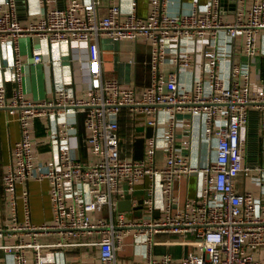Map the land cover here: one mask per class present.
I'll return each mask as SVG.
<instances>
[{
  "label": "built area",
  "instance_id": "1",
  "mask_svg": "<svg viewBox=\"0 0 264 264\" xmlns=\"http://www.w3.org/2000/svg\"><path fill=\"white\" fill-rule=\"evenodd\" d=\"M103 1L70 0L26 22L19 15L18 0L0 3V44L11 45L14 55L5 69L17 84L11 97L6 85H0V107L18 109L21 127L11 162L0 173L13 210L10 221L0 222V264H9L10 257L13 264H142L119 257L129 235L134 236V244L147 247L144 264H264V165L259 160L246 162L245 135L253 109L264 131V87L255 85L252 70L233 61L232 79L227 80L220 64L230 58L216 47L224 34L241 41L245 53L256 58L258 36L264 31V0H236L233 13H229L230 0L225 5L224 0H195L190 10L177 13L169 9L171 0H149L146 16L137 12L135 0L127 14L120 0H108L104 13ZM105 36L149 42L152 81L148 86L141 89L105 75L102 52L89 50L91 42L99 44ZM36 37L69 43L79 57L88 53L93 86L81 94L61 86L45 97H30L25 84L28 63L37 68L44 61L34 44ZM24 38L32 41L28 62ZM190 39L197 41L193 53L181 46ZM171 44L177 49L169 57ZM197 56L202 59L199 75L187 84L181 73L195 65ZM168 63L175 69H169ZM124 111L131 118V136L123 133ZM79 114L84 115L89 161L76 155L70 143ZM197 115L204 117L203 136L212 149L205 162L193 160V137L184 130L187 116ZM39 117L52 121L48 134L57 152L47 161H41L37 148ZM147 127L153 132L148 133ZM140 137L145 151L137 157ZM253 172L260 174L251 176ZM193 173L199 177L198 195L181 204L176 182ZM241 175L245 181L261 179L260 197L252 188H238ZM33 179L50 182L54 210L50 222L33 221L30 191L19 189ZM140 185L145 192L136 197ZM128 195L132 212L120 209ZM137 209L141 216L133 214ZM163 231L192 235L190 241L198 250L178 258L170 252L154 254L155 234ZM51 236L58 238L42 240ZM79 246L97 247L98 254L88 250L85 259L63 263L49 254L55 248Z\"/></svg>",
  "mask_w": 264,
  "mask_h": 264
},
{
  "label": "crops",
  "instance_id": "2",
  "mask_svg": "<svg viewBox=\"0 0 264 264\" xmlns=\"http://www.w3.org/2000/svg\"><path fill=\"white\" fill-rule=\"evenodd\" d=\"M5 0H0L4 2ZM70 0H27L24 7H19V15L23 21L31 19H39L47 10L55 6H64ZM89 2L91 0H81ZM134 0H120L123 7L124 14H127L132 6ZM136 10L142 15H148L150 11L149 0H135ZM195 0H171L169 9L172 13L188 11L191 9ZM204 2L206 0H198ZM102 4V10L106 13L109 1L104 0ZM231 2V11L233 13V5ZM19 5V4H18ZM260 51L256 58H250L245 53L241 41H233L226 37L224 34L218 37L216 44L217 49L222 52H227L230 61H222L220 66L222 71L225 73L226 79L231 81V70L230 64L236 62L242 65L244 70H252L255 85L257 87H264V31L259 36ZM34 44L37 49L42 53L44 61L40 63L37 68L32 66L31 62L28 63L27 75H26V88L29 89L28 95L32 98L45 97L46 94L55 91L58 87L67 86L78 94L83 91L90 89L94 82L92 77V62L89 59L88 53H82V57H79L71 48L69 43L55 44L51 43L47 39L38 38L34 39ZM23 49L25 52L26 61L30 60L32 41L24 38L22 40ZM182 48L189 50L192 53L195 52L197 41L190 39L188 42H184ZM177 49L176 45L171 44L168 52V56L172 57ZM93 53L99 51L102 52L104 59V72L107 77H117L126 84L137 85V87L143 89L148 86L152 81L151 70L149 60L151 57V47L147 40L140 38L138 41L132 40H114L108 36L102 38L98 44L96 41L91 42L89 47ZM133 57L135 60L130 61ZM14 55L11 45L0 44V85L5 84L9 96H12L14 89L17 84L14 78H9V73L6 71L5 66L13 61ZM171 61V59H169ZM202 59L197 56L195 65L189 71H183L181 73L182 79L187 84H192L195 77L199 75L200 63ZM169 69H175V65L168 63ZM243 77L238 79L242 80ZM74 117V116H73ZM77 118V117H74ZM131 118L126 111L122 117L123 133L131 136L133 134L131 130ZM52 121L49 117H39L35 122V135L37 139V148L41 161H47L55 156L57 149L54 143L51 141V137L48 134V129ZM183 119L180 118L179 126H183ZM185 128L187 133L193 137V152L192 158L194 161L205 162L212 155V149L210 144L205 141L203 132L205 129L204 117L201 115L187 116L185 120ZM78 130L74 132L70 143L74 153L81 156L85 161H89L90 157L87 153L84 144V115L79 114L78 116ZM141 130L144 131L143 125ZM148 133H152L153 129L147 127ZM142 134V133H141ZM245 135L248 142V154L247 163L254 164L258 160L264 165L260 151L263 148L264 131L260 128V115L255 109L250 111V118L245 128ZM21 137V127L18 121V109L13 107H0V173H4L12 159V148L14 144ZM263 137V138H262ZM139 146L136 148V156L141 157L145 151L144 138L138 139ZM258 155V156H257ZM92 159V157H91ZM162 154L160 151L159 163H162ZM260 174V172H259ZM258 173L253 172L251 176H256ZM198 173H193L190 176L184 175L176 182V193L181 199V204H184V200L187 197L192 199L198 195ZM148 184V183H147ZM261 179L254 180L248 177L245 181V176H239L237 180V186L243 190L245 187L254 189L260 197V185ZM27 187L31 195L32 204V219L35 223L50 222L54 217V210L50 196V182L47 179L44 180H29L28 182L21 184L19 189ZM139 194L145 192L144 186L140 185V190H137ZM143 191V192H142ZM131 211V210H130ZM20 214L23 213L22 204L19 206ZM132 212V211H131ZM132 216L135 213H131ZM13 210L8 203L4 189L0 184V222L7 223L11 220ZM133 215V216H134ZM159 214H157L158 216ZM176 234L170 231L158 232L155 234V243L153 246V252L156 255H162L170 252L174 257H181L183 254L188 253L190 250L195 249L191 237L185 238L182 242L185 251L182 252L179 243L170 240L175 238ZM190 235V234H189ZM57 236L44 237L43 241L56 240ZM187 239V240H186ZM191 240V241H190ZM169 241H171L169 243ZM134 236L129 235L126 238V244L124 249L119 252L121 260L127 262H138L144 264L146 261V249L147 247L142 244H134ZM92 251L94 255L98 254L97 247H67V248H55L49 253L51 258L55 262H65L66 259L69 261L85 259L87 251ZM0 254H2L0 252ZM98 257V256H97ZM9 264H13V259L9 258Z\"/></svg>",
  "mask_w": 264,
  "mask_h": 264
},
{
  "label": "water",
  "instance_id": "3",
  "mask_svg": "<svg viewBox=\"0 0 264 264\" xmlns=\"http://www.w3.org/2000/svg\"><path fill=\"white\" fill-rule=\"evenodd\" d=\"M26 1L27 0H18V4H19V7H24L25 5H26ZM225 0H224V2H223V4L225 5ZM232 5H233V10H234V8H235V3H236V0H232ZM263 138V137H262ZM261 153H260V155H261V157H262V160H263V163H264V139H263V148H262V150L260 151ZM258 156V155H257ZM142 200H140V203L142 204ZM142 205H139V207H141ZM132 208H133V206H132V200H131V196L130 195H128L127 196V199H125V200H122L121 202H120V209L121 210H128V211H130V210H132ZM134 208H137V205H135L134 206ZM135 215H138V216H141V214H142V210H135ZM157 214H159V212H157Z\"/></svg>",
  "mask_w": 264,
  "mask_h": 264
},
{
  "label": "rangeland",
  "instance_id": "4",
  "mask_svg": "<svg viewBox=\"0 0 264 264\" xmlns=\"http://www.w3.org/2000/svg\"><path fill=\"white\" fill-rule=\"evenodd\" d=\"M138 141V140H137ZM137 146H139V142H136V148H137ZM147 218H148V216H146ZM175 238H173V239H171L170 238V240H173V241H176L177 243H179V245H180V249H182L181 251L182 252H184L185 251V249H184V245H182V242H184L183 240H185L184 238H188V237H191V235H189V234H182V235H180V234H176L175 236H174ZM182 241V242H179V241ZM187 240V239H186ZM184 246V247H183ZM196 250H198L197 248H195Z\"/></svg>",
  "mask_w": 264,
  "mask_h": 264
}]
</instances>
